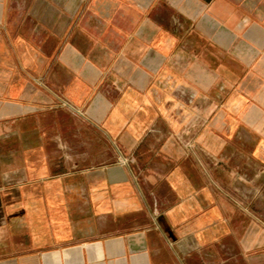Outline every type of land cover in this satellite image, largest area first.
<instances>
[{"label":"crops","instance_id":"1","mask_svg":"<svg viewBox=\"0 0 264 264\" xmlns=\"http://www.w3.org/2000/svg\"><path fill=\"white\" fill-rule=\"evenodd\" d=\"M0 264H264V0H0Z\"/></svg>","mask_w":264,"mask_h":264},{"label":"built area","instance_id":"2","mask_svg":"<svg viewBox=\"0 0 264 264\" xmlns=\"http://www.w3.org/2000/svg\"><path fill=\"white\" fill-rule=\"evenodd\" d=\"M127 160H122L121 163H125Z\"/></svg>","mask_w":264,"mask_h":264}]
</instances>
